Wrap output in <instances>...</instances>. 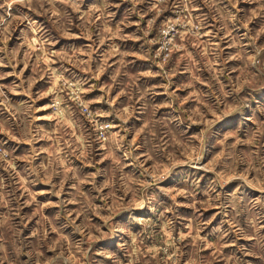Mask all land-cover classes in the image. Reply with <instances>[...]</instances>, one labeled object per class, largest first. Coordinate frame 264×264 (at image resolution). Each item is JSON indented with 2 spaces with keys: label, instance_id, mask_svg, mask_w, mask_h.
<instances>
[{
  "label": "rangeland",
  "instance_id": "rangeland-1",
  "mask_svg": "<svg viewBox=\"0 0 264 264\" xmlns=\"http://www.w3.org/2000/svg\"><path fill=\"white\" fill-rule=\"evenodd\" d=\"M0 264H264V0H0Z\"/></svg>",
  "mask_w": 264,
  "mask_h": 264
}]
</instances>
